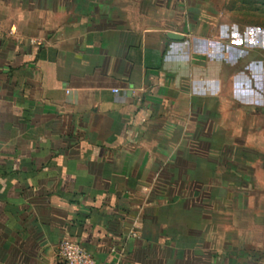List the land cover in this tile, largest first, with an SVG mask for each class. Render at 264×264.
I'll return each instance as SVG.
<instances>
[{"label": "crops", "instance_id": "1", "mask_svg": "<svg viewBox=\"0 0 264 264\" xmlns=\"http://www.w3.org/2000/svg\"><path fill=\"white\" fill-rule=\"evenodd\" d=\"M248 8L264 0H0V264H62V239L99 264L205 255L229 179L195 149L225 143L199 133L207 106L222 127L224 81L264 159V18L238 20ZM207 192L208 213L191 202Z\"/></svg>", "mask_w": 264, "mask_h": 264}, {"label": "rangeland", "instance_id": "2", "mask_svg": "<svg viewBox=\"0 0 264 264\" xmlns=\"http://www.w3.org/2000/svg\"><path fill=\"white\" fill-rule=\"evenodd\" d=\"M246 13L249 15H245ZM262 17L264 18V15L261 11L251 12L248 8V11L240 15L238 20L249 18L259 21ZM242 29L243 32L244 28ZM253 74H257L258 76V73L253 72ZM255 82L259 84L262 80L260 78L254 79L252 86L256 89V86H254ZM228 84L229 81H224V85L226 86V90H224L225 94L229 87ZM225 94L221 98V129L214 126V121L210 120L209 117H212V113L210 111L208 112L209 106H207L205 113L204 128L201 127L199 129L200 135L203 134L207 141L216 131L217 134L225 137V143L223 142L220 149H214L213 144L209 143L204 144L205 147L201 145L202 148L204 147L203 149L201 147L195 149L205 154L216 152L221 156L218 167L225 173L222 174L223 178L227 177L229 179L226 180L228 182L223 180L221 187L222 221L220 225L217 222L214 225L213 221L210 223L207 222L205 225L204 241L206 253L197 262L191 260L190 264H245L247 258L252 257L251 254L253 251L259 253L256 259L253 258L255 264H264V188L259 182L258 184L253 183L252 177L248 178L251 180L248 185L244 181L247 180L246 172H255V180L259 177L258 175L264 174V170L261 171L260 169L262 168L259 166L262 162L264 165V159L262 158V154H260L256 156L258 158L256 161H251L252 150L251 148H247L244 143L247 134L245 128V109H241V102L235 99L234 96ZM213 104V102L210 103L211 111ZM256 114L258 118L255 119L261 121V112H256ZM250 131H252V128H250ZM195 135H198V133ZM233 166L243 181H240V179L237 181L234 177L227 175L229 170L233 169ZM246 187L248 188L245 189ZM191 202L197 205H204L207 213L213 210L214 203L212 198L210 199L208 192L205 193V197L202 199L200 197V199L191 200ZM247 203L248 205L246 206ZM217 219L216 216V221H218ZM218 227L221 229L220 243L222 250L221 256L219 257L220 260H218L219 258L214 260L211 253L218 247ZM214 228H216V232ZM231 254L234 255L231 256ZM229 258L232 259L230 260Z\"/></svg>", "mask_w": 264, "mask_h": 264}, {"label": "built area", "instance_id": "3", "mask_svg": "<svg viewBox=\"0 0 264 264\" xmlns=\"http://www.w3.org/2000/svg\"><path fill=\"white\" fill-rule=\"evenodd\" d=\"M57 255L62 264H99L80 243L69 239L60 240Z\"/></svg>", "mask_w": 264, "mask_h": 264}, {"label": "water", "instance_id": "4", "mask_svg": "<svg viewBox=\"0 0 264 264\" xmlns=\"http://www.w3.org/2000/svg\"><path fill=\"white\" fill-rule=\"evenodd\" d=\"M167 36L174 38V39H180L181 38V35H178L176 33H168Z\"/></svg>", "mask_w": 264, "mask_h": 264}]
</instances>
